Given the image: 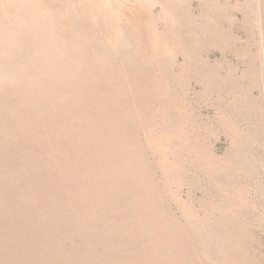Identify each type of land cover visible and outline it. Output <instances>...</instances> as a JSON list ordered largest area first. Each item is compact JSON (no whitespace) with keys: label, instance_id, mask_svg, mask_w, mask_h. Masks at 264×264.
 <instances>
[{"label":"rangeland","instance_id":"1","mask_svg":"<svg viewBox=\"0 0 264 264\" xmlns=\"http://www.w3.org/2000/svg\"><path fill=\"white\" fill-rule=\"evenodd\" d=\"M0 264H264V0H0Z\"/></svg>","mask_w":264,"mask_h":264}]
</instances>
